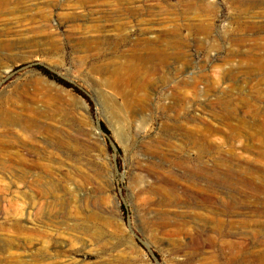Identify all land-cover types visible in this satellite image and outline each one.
I'll list each match as a JSON object with an SVG mask.
<instances>
[{"label": "rangeland", "instance_id": "obj_1", "mask_svg": "<svg viewBox=\"0 0 264 264\" xmlns=\"http://www.w3.org/2000/svg\"><path fill=\"white\" fill-rule=\"evenodd\" d=\"M263 24L0 0V264H264Z\"/></svg>", "mask_w": 264, "mask_h": 264}, {"label": "bare ground", "instance_id": "obj_2", "mask_svg": "<svg viewBox=\"0 0 264 264\" xmlns=\"http://www.w3.org/2000/svg\"><path fill=\"white\" fill-rule=\"evenodd\" d=\"M250 6H252L251 4H250ZM250 27V29L251 28H254L253 26H249ZM257 27H259V29L264 33V24L263 25H257ZM205 30V29H204ZM230 54H234L235 53V55H239L240 53H236V52H234V51H232V52H229ZM6 72V71H5ZM4 72V73H5ZM34 123H32L31 125H33ZM46 132L47 133H50V129L48 128V129H46ZM37 156H39V153H37ZM204 199H206V195H204Z\"/></svg>", "mask_w": 264, "mask_h": 264}, {"label": "trees", "instance_id": "obj_3", "mask_svg": "<svg viewBox=\"0 0 264 264\" xmlns=\"http://www.w3.org/2000/svg\"><path fill=\"white\" fill-rule=\"evenodd\" d=\"M65 84V86H69V85H67L66 83H64Z\"/></svg>", "mask_w": 264, "mask_h": 264}]
</instances>
